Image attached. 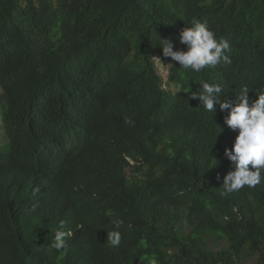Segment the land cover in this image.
<instances>
[{
  "label": "trees",
  "instance_id": "1",
  "mask_svg": "<svg viewBox=\"0 0 264 264\" xmlns=\"http://www.w3.org/2000/svg\"><path fill=\"white\" fill-rule=\"evenodd\" d=\"M193 19L230 65L163 56ZM201 81L257 99L264 0H0V264H264V178L223 189L238 131Z\"/></svg>",
  "mask_w": 264,
  "mask_h": 264
},
{
  "label": "clouds",
  "instance_id": "2",
  "mask_svg": "<svg viewBox=\"0 0 264 264\" xmlns=\"http://www.w3.org/2000/svg\"><path fill=\"white\" fill-rule=\"evenodd\" d=\"M190 25H185L179 32V43L185 46V50L174 51L171 41L158 36V45L164 57L178 62L183 69H191L197 73L207 66L231 64L230 56L226 54L231 51L227 40L217 39L207 23L193 19ZM199 85L196 91L190 92V99H198L200 106L207 112H215L214 105H218L221 112L227 110L224 124L238 131L232 148L224 151V157L230 162V170L223 177V189L232 193L245 186H257L264 178V90H258L255 93L257 99L249 104L247 88L241 89L235 100H229L221 99L223 88L219 84L201 81ZM220 130L222 131L221 128ZM219 179L217 176V180ZM122 223L121 220L114 221L116 229H119ZM62 229L63 222L55 231L52 244L57 250L65 248L66 237L69 235ZM107 241L112 247H118L121 242L120 231L107 232Z\"/></svg>",
  "mask_w": 264,
  "mask_h": 264
},
{
  "label": "rangeland",
  "instance_id": "3",
  "mask_svg": "<svg viewBox=\"0 0 264 264\" xmlns=\"http://www.w3.org/2000/svg\"><path fill=\"white\" fill-rule=\"evenodd\" d=\"M169 66H170L169 64L165 65V64H162L160 61L156 60V70L164 82H167ZM5 144H6V139L0 133V150H3V147L5 146ZM130 172L131 171H129V173Z\"/></svg>",
  "mask_w": 264,
  "mask_h": 264
}]
</instances>
